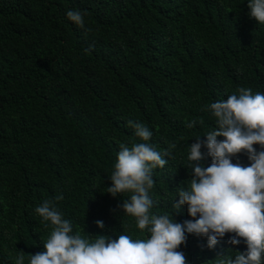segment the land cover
I'll list each match as a JSON object with an SVG mask.
<instances>
[{
	"label": "trees",
	"instance_id": "16d2710c",
	"mask_svg": "<svg viewBox=\"0 0 264 264\" xmlns=\"http://www.w3.org/2000/svg\"><path fill=\"white\" fill-rule=\"evenodd\" d=\"M69 10L85 14L83 28ZM249 12L248 0H0V264L45 251L53 226L35 211L45 200L90 242L150 238L118 207L132 193L107 192L120 145L145 143L129 120L148 127L146 143L162 154L176 145L153 169L150 214L195 219L173 203L190 189V145L217 128L210 104L240 87L264 93V24ZM231 159L251 163L246 151ZM185 235L177 251L187 264L247 248L230 243L235 233L213 248Z\"/></svg>",
	"mask_w": 264,
	"mask_h": 264
},
{
	"label": "clouds",
	"instance_id": "9594fccd",
	"mask_svg": "<svg viewBox=\"0 0 264 264\" xmlns=\"http://www.w3.org/2000/svg\"><path fill=\"white\" fill-rule=\"evenodd\" d=\"M248 7L249 16L264 24V0H248ZM66 15L84 27L83 12L69 10ZM237 91L239 95L210 104L217 128L206 134V141L198 137L190 145V189L180 190V199L173 207L179 210L187 204L189 215L195 219L180 223L168 215L150 214L154 204L149 195L155 184L153 169L168 163L164 157L170 156L176 145L171 144L162 154L146 143L153 135L148 127L129 120L128 125L145 143L120 145L107 192L113 197L132 193L118 207L135 217L137 227L150 233V238L133 240L121 234L112 239L98 235L90 242L79 233L73 234L71 222L53 201L45 200L35 211L44 221L51 222L53 230L44 242L45 251L31 254L30 264H187L185 254L177 251L186 243V232L207 236L209 248L218 243V237L235 233L230 243L239 245V238H243L246 250H237L235 258L222 259L219 264H264V150L258 152L253 147L259 144L264 149V93L253 94L251 88L245 87ZM195 124L196 121L189 122L187 127ZM218 136L225 139L218 140ZM202 144L208 149L206 154L201 152ZM241 151L247 152L249 166L232 162L231 157ZM207 156L212 158L210 166L194 163ZM63 199L62 194L55 197V201ZM95 223L101 229L105 227L100 220ZM24 259L23 255L18 256L16 264H24Z\"/></svg>",
	"mask_w": 264,
	"mask_h": 264
}]
</instances>
